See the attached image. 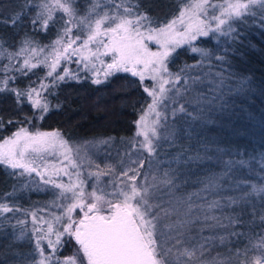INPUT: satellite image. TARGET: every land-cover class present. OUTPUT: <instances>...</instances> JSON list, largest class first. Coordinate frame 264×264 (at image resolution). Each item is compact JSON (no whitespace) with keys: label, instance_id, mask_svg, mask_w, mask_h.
<instances>
[{"label":"snow or ice","instance_id":"obj_1","mask_svg":"<svg viewBox=\"0 0 264 264\" xmlns=\"http://www.w3.org/2000/svg\"><path fill=\"white\" fill-rule=\"evenodd\" d=\"M249 22L264 26V0H171L164 17L154 16L143 0H85L83 10L77 7V0H20L7 16H0V25L13 32L11 39L0 35V72L4 73L0 104L10 101L7 108H0V133L13 126L16 129L6 138L0 136V166L15 170L10 175L17 178L35 174L39 181L23 187L37 193L52 191L54 198L44 207L61 209L60 215L53 216L60 227L54 229L48 223L46 230L36 223L43 217L31 212V235L20 228L16 237L30 245L27 251L15 253L19 264H264V196H260L264 193V161L260 163L259 187L248 180H232L233 168L246 161H228L224 171L208 177L200 193L184 197L176 195L179 173L171 167L179 156L159 159L175 147L178 121L201 118V111L192 107L194 101L211 104L223 96L226 53L214 55L199 41L213 37L235 40L238 25ZM49 31H54L55 39L43 45L37 37ZM181 50L199 54L198 62L173 73L169 65ZM37 52L42 58L34 63L21 58V53ZM73 64L75 70L70 67ZM39 67L46 69L42 77L29 80L23 88L11 86ZM212 68L218 71L213 73ZM9 72L18 75H7ZM81 72L86 75L82 77ZM119 73L138 78L146 94L145 106L134 122L136 136L143 139L135 140L136 159L129 156L127 165L121 160L118 173L89 171L85 177L82 165L71 156L70 141L59 131L30 129L35 121L62 107L58 100L52 105L61 84L81 83L90 75L92 84L101 85ZM179 153L185 163L203 159L199 154L188 155L183 148ZM162 164L168 167L162 168ZM101 175L115 176L106 185L110 191L99 187ZM63 177L68 178L67 183ZM92 178L96 182L86 192ZM225 178L231 180L228 188L221 183ZM242 185H248L250 191ZM236 189H240L238 195L199 204L192 199H201L204 191L220 195ZM253 194L259 197V206L250 199ZM226 208L230 211L225 212ZM216 210L220 215L214 214ZM21 211L14 201L12 206L0 202V215ZM12 218L4 216L9 222ZM194 221H202L196 236L191 235ZM257 222L259 234L238 231ZM20 225L26 226V221L17 218L13 228ZM205 229L212 234L202 235ZM233 238H246L248 244L240 248ZM72 239L77 251L62 257ZM217 241L225 251L212 256Z\"/></svg>","mask_w":264,"mask_h":264},{"label":"trees","instance_id":"obj_2","mask_svg":"<svg viewBox=\"0 0 264 264\" xmlns=\"http://www.w3.org/2000/svg\"><path fill=\"white\" fill-rule=\"evenodd\" d=\"M19 2L20 0H0V16H7ZM170 2L171 0H143V3L152 9V14L159 17H164L167 14ZM77 3V7H80L79 4L85 3V0H77ZM246 30L240 29L239 39L226 43L224 47L219 46L212 38L199 41L201 47L214 55L226 53L227 60L223 65L225 87L222 98L215 103H208L202 107L210 108L211 111H213L212 108L230 110L231 118L225 119L215 114L219 121L225 122L222 124L223 142L219 146L220 158L217 161H214L216 156L211 154L214 156L213 160H206L200 166L203 172L192 170L194 167L200 169L192 162L187 163V166L177 165L176 169L179 173L177 180L180 181V187L176 192L178 194H188L190 191L199 190L202 186L205 187L208 177L224 171V165L228 161H246L243 166L233 168L232 173H230L232 180H248L256 183L258 187L260 186V163L264 161V27L256 28L251 32ZM0 35H6L11 39L13 36L12 29L0 25ZM37 39L43 45H48L50 41L55 39V33L49 31L47 35H40ZM7 51L8 49L5 48V54ZM198 57L199 54L189 55L186 51L181 50L169 65L170 71L175 73L186 65L195 64L198 62ZM21 58L23 59V53H21ZM3 63L7 64L8 61L5 59ZM12 63L15 64L16 61L13 60ZM205 63L209 64L213 61H205ZM204 71L208 72L209 69L205 67ZM210 71L215 73L218 69L212 68ZM44 73L45 70L39 67L34 69L29 77L13 81L11 86L23 88L29 83V80L36 81L38 76L42 77ZM3 75L4 73L0 72V77ZM7 75L18 74L9 72ZM211 79L212 77L209 76L208 80ZM137 81V78L123 73L109 77L101 85H94L89 79L81 83H63L58 89V96L52 100V105H56L58 100L62 107L50 111L46 119L35 121L30 130L59 131L71 142L112 139L116 143L119 142V145H124L125 142L133 138L136 130L134 122L141 114L140 108L145 106L146 94L142 92ZM210 99L211 97H209ZM9 104L10 101L0 104V108H7ZM25 111L27 112L28 109L26 108ZM8 115L11 113H5L6 117ZM24 126L27 127L28 125ZM15 130L13 126L6 129L4 133H0V136L6 138ZM192 133L191 130L190 135ZM185 137L176 140V143H180L178 147L176 146L177 148L173 147L167 150L168 157L171 156V151L181 148L187 149L185 153L188 155H196L195 153L199 150L198 143L193 137ZM116 148L119 149L121 146ZM116 156L113 157L114 161ZM10 173L8 168L0 166V200H3L7 193L12 195L14 192V185L18 179L11 176ZM202 179L204 182H201ZM221 183L225 188H228L231 180L225 178ZM242 188H248V185H242ZM248 190L250 191V188ZM15 192L17 195H22V198L25 191L22 189ZM239 192L240 189L223 192L220 195L212 196V199L238 195ZM260 196H264V193H260ZM250 199L259 206L258 196L253 194ZM228 211L230 209L226 208L225 212ZM244 218L247 219L248 217ZM238 231L249 235L259 234L261 227L257 222L248 228L241 227ZM217 232L224 234L222 231ZM201 234L208 236L212 233L205 229ZM233 239L240 248L248 244L246 238ZM217 251L222 252L225 249L219 245L216 247V251L212 252V255L215 256ZM258 254L253 253L254 256ZM1 258L0 264H8V259Z\"/></svg>","mask_w":264,"mask_h":264},{"label":"rangeland","instance_id":"obj_3","mask_svg":"<svg viewBox=\"0 0 264 264\" xmlns=\"http://www.w3.org/2000/svg\"><path fill=\"white\" fill-rule=\"evenodd\" d=\"M219 2H223V0H219ZM106 3V2H105ZM78 4V3H77ZM81 10H83L85 3L79 4ZM219 14V13H217ZM251 27H254L251 29ZM259 24H253L249 22L248 24H239L238 25V35L235 40H238L241 31L240 29H247L246 31L250 30H256L259 29ZM249 32V31H248ZM217 44L221 47H224V45L228 42H231L233 40H229L226 37H221L217 40L216 37H213ZM91 47V46H90ZM150 47H153V50H155V47L150 45ZM29 58L31 62H36V58H42V54L37 52L34 55L32 53H23V58ZM74 70L76 69V65H70ZM43 68V67H42ZM45 71L46 69L43 68ZM123 74V73H119ZM86 75L84 72H81V76L83 77ZM130 75V74H129ZM100 79H104L103 75L101 74ZM138 79V78H137ZM89 80L91 81V77L89 75ZM47 83V81H45ZM146 83H151V81H146ZM167 87V85L165 86ZM208 101H200L199 104H197L195 101L193 102L192 107L197 108L201 111V118L196 121H191L190 119H187L186 122L180 123L177 122V136L176 140H179V138L182 137H193L194 140L198 143L199 150L195 154H199L201 157H203L202 160H194L192 163L198 167H194L192 170H197L198 172L202 171V168L200 166L203 165V163L206 160H213L217 161L220 158V145L223 142L222 138V124L225 122L223 120H218L215 114H218L220 117L225 119L231 118V111L227 109H217L212 108L213 111H211L210 108H203V105L208 104ZM196 113L193 112V115ZM153 117H148L149 120H151ZM219 122V124H218ZM42 131V132H56V131H44L39 129H33L31 131ZM138 128L136 127L135 134L133 138L130 141H127L124 143V145H119V142H115L112 139H95V140H88V141H80V142H71L69 143V146L72 149L71 156L73 160H75L78 164L82 165V171L84 173V176L87 177V172H107L109 170H113L116 173L119 172L121 167V160H123L124 164L127 165L128 163V157L131 156L132 159H136V153H137V146L135 144V140H142L143 137H137L136 132ZM193 131V133L190 135V131ZM185 137V138H186ZM177 142V141H176ZM3 141L0 142L2 144ZM180 143H176L175 147L179 146ZM121 146V148H119ZM123 146V147H122ZM118 147L119 149H117ZM176 147V148H177ZM207 149V151H205ZM120 151V152H119ZM185 152H187V149H184ZM119 152V153H118ZM118 155L116 156V154ZM142 154L147 157L148 153L146 151H143ZM211 154H214L211 155ZM116 156V160H113V157ZM170 156V155H169ZM179 156V160H173L174 157ZM161 160H173V163L171 164V167L176 169L178 164H181L182 166H187V163L184 162L185 157L183 155H180L179 149L175 151H171V156L168 157V155H163L159 157ZM190 163V162H189ZM99 164V169L95 167V165ZM167 167V164H162L161 167ZM147 167V165H146ZM9 169V168H8ZM11 172L15 171L12 169H9ZM203 175V173H201ZM17 178V177H16ZM18 180L15 182V189L16 191L24 190V195L21 198L22 195H17V192H13L12 195L10 193H7L4 195V199L0 200V202H6L9 204V206H12L13 201L15 202V205L19 208H21V212L19 213H6L3 215H0V256L4 257V259H8V264H19L20 258L15 255L18 251H27L30 245L26 242H20L16 239V237L20 236V228L25 229V234L31 235V229L33 227V217L31 215V212L36 211L38 217H43L42 220H37V226L42 227L44 230L47 229L48 223H52L53 228H59L60 224L56 223L53 220L54 215H60L61 209L60 208H45V205H48L53 200V194L52 191H41L37 193L36 191H29L27 188H24L23 185L32 183L33 181H39V177H36L35 174H33L32 177L24 176L21 178H17ZM65 183L68 182L67 177H63ZM115 179V176L113 175H101L100 176V184L99 187L103 188L105 192L110 191L111 188L108 185V182L110 180ZM95 178L88 180V186L86 188V192H90L92 190V185L95 183ZM201 182H204L202 179ZM177 183L180 184V181L177 180ZM203 184V183H202ZM35 187V184H33V188ZM205 187L202 186L199 190L194 192H189L188 194H178L177 196H184L187 197L193 193H200L201 189H204ZM57 192L59 190H56ZM32 194V195H31ZM100 194V193H98ZM31 195V196H30ZM70 195V194H69ZM216 194H209L208 191H204L201 193L202 198L197 199L195 196H192L193 200H196V202L203 203L204 200L212 199V196H215ZM17 196V197H16ZM70 201H57V203H68ZM43 209V210H42ZM197 214V209H193V215ZM215 215H220V212L216 210L214 212ZM77 216H79V211L76 213ZM4 216L14 217L9 221L4 219ZM17 218L25 220V225H20L13 228L14 225H16ZM202 221H194L192 228H191V235L196 236L198 233L199 228L201 227ZM211 223V221H209ZM207 230V229H206ZM217 231H221L217 229ZM54 239V237H53ZM216 247H218L219 241L216 242ZM78 245H76L75 240L72 239L69 243H67L64 247V249L61 252L62 257H66L69 255L74 254L77 251ZM82 255V254H81ZM213 256V255H212ZM0 257V258H1ZM2 259V258H1ZM86 264V261H85Z\"/></svg>","mask_w":264,"mask_h":264}]
</instances>
